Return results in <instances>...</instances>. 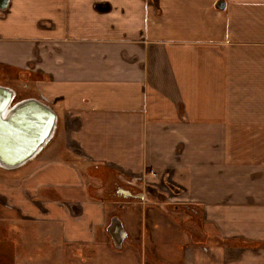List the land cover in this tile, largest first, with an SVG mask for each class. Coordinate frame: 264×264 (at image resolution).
Listing matches in <instances>:
<instances>
[{
	"label": "crops",
	"instance_id": "obj_1",
	"mask_svg": "<svg viewBox=\"0 0 264 264\" xmlns=\"http://www.w3.org/2000/svg\"><path fill=\"white\" fill-rule=\"evenodd\" d=\"M0 67L58 116L0 166V264L116 263L103 193L147 169L200 212L185 264H264V0H8Z\"/></svg>",
	"mask_w": 264,
	"mask_h": 264
},
{
	"label": "rangeland",
	"instance_id": "obj_2",
	"mask_svg": "<svg viewBox=\"0 0 264 264\" xmlns=\"http://www.w3.org/2000/svg\"><path fill=\"white\" fill-rule=\"evenodd\" d=\"M0 69L7 73L0 75L1 84H16L20 80L19 73L3 67ZM30 79L32 82L35 80L34 76ZM21 82L16 84L17 87L13 86L17 92L14 102L36 93L32 82L28 86ZM59 127L61 128V124ZM152 173L156 172L147 169V175H134L133 183L128 182L129 178L124 176L120 183H109L103 193L104 198L112 204V216L118 215L121 218L127 232L120 249L111 245L112 255L117 253L119 256L114 257V264H185L182 259L184 246L195 241V233L198 231L196 227L201 223L198 215L200 212L183 198L181 190L170 176L163 181L153 182ZM119 187L128 189L133 194L143 193L144 197L125 196L117 192ZM155 190L160 192L156 193ZM85 253L89 256L94 251L77 248L74 255L80 257L72 260L74 264H98L96 260L90 262L84 256ZM48 255L49 253L43 257Z\"/></svg>",
	"mask_w": 264,
	"mask_h": 264
},
{
	"label": "water",
	"instance_id": "obj_3",
	"mask_svg": "<svg viewBox=\"0 0 264 264\" xmlns=\"http://www.w3.org/2000/svg\"><path fill=\"white\" fill-rule=\"evenodd\" d=\"M8 0H0L5 7ZM16 90L0 83V166L14 169L32 159L54 135L58 116L54 108L36 96H28L12 102ZM117 192L125 196L144 197L119 187ZM107 231L116 248L122 247L127 236L121 218L111 216Z\"/></svg>",
	"mask_w": 264,
	"mask_h": 264
},
{
	"label": "built area",
	"instance_id": "obj_4",
	"mask_svg": "<svg viewBox=\"0 0 264 264\" xmlns=\"http://www.w3.org/2000/svg\"><path fill=\"white\" fill-rule=\"evenodd\" d=\"M127 178H129V181L128 182H131V183L135 182V177L134 176H132V178H130V177H127Z\"/></svg>",
	"mask_w": 264,
	"mask_h": 264
},
{
	"label": "bare ground",
	"instance_id": "obj_5",
	"mask_svg": "<svg viewBox=\"0 0 264 264\" xmlns=\"http://www.w3.org/2000/svg\"><path fill=\"white\" fill-rule=\"evenodd\" d=\"M16 95H17V93H16ZM16 95H15V97H16ZM14 99H15V98H14ZM12 102H14V100H13ZM46 145H47V143H46ZM46 145H44V146H46ZM44 146H43V147H44ZM43 147H42V148H43ZM42 148H41V149H42ZM41 149H40V150H41ZM40 150H39V151H40Z\"/></svg>",
	"mask_w": 264,
	"mask_h": 264
}]
</instances>
